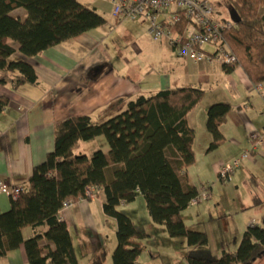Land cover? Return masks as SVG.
<instances>
[{"label": "trees", "instance_id": "obj_1", "mask_svg": "<svg viewBox=\"0 0 264 264\" xmlns=\"http://www.w3.org/2000/svg\"><path fill=\"white\" fill-rule=\"evenodd\" d=\"M221 1L240 19L223 34L236 58L234 66L223 67L224 72L240 67L253 86L264 84V0ZM19 8L27 13L24 21L10 15ZM105 25L103 17L77 0H0V71L13 77L14 88L37 85L33 67L15 57L17 51L35 57ZM183 27L181 20L175 31L180 33ZM203 96L202 89L192 86L162 90L130 100L124 111L103 123H93L89 116L57 123L53 152L33 168L24 186L27 191L10 199L9 210L0 214V258L23 244L28 264H77L59 213L66 201L85 199L86 189L93 187L103 194L104 215L117 225L112 264H137L143 252L147 235L119 210L138 196L145 199L153 223L163 225L170 238L186 241L188 264H253L264 255V225L249 226L236 252L213 258L207 236L186 227L181 218L197 197V188L185 186L182 174L194 162V131L186 117ZM5 106L6 101H0V113ZM229 111L230 106L223 103L207 109L205 126L212 138L208 152L224 143L219 128ZM98 137L104 138L106 152L76 153L80 143ZM179 153L188 154L189 161L183 163ZM25 228L32 234L23 241Z\"/></svg>", "mask_w": 264, "mask_h": 264}, {"label": "crops", "instance_id": "obj_2", "mask_svg": "<svg viewBox=\"0 0 264 264\" xmlns=\"http://www.w3.org/2000/svg\"><path fill=\"white\" fill-rule=\"evenodd\" d=\"M77 1L94 9L106 25L35 57H24L17 51L15 57L33 67L37 85L14 88L13 77L0 71V101H6L0 113V181L25 186L33 168L43 163L47 154L54 150L55 125L67 118L89 116L93 123H103L124 111L127 103L136 97H150L162 90L192 86L202 89L204 96L186 117L194 131V162L182 172L184 183L195 188L217 185V169L231 163L249 148L250 129L261 126L264 133V102L256 92V86L249 82L240 67L227 74L217 64L193 63L178 57L166 41H153L147 34L146 24L141 21L116 23L109 0ZM10 15L24 21L27 13L19 8ZM167 15L158 17L164 19ZM111 25L115 26L113 31L108 30ZM261 86L264 88V84ZM222 103L230 106L227 119L219 128L225 140L214 152H208L212 138L205 126L206 111L211 105ZM226 145L233 148L228 155L223 150ZM98 150H108L103 137L80 143L76 153L90 156ZM261 152L258 155H262ZM178 157L183 163L189 161L186 153H179ZM254 157L246 161L250 168L256 162ZM107 178L111 180L109 169ZM249 196L245 194V200L251 198V203L243 207V211L261 202L259 197ZM211 201L210 196L199 202L198 210L188 211L189 207L184 210L181 213L184 225L195 230V217L202 213V207L208 210ZM102 205L103 194L101 190H95L92 198L79 200L67 211L59 213L69 231L77 264H112L117 225L115 219L104 215ZM9 208L10 198L0 195V214ZM119 210L147 235L142 240L143 252L137 264H151L159 252L174 259L180 256L165 246L160 247V251L150 246L162 228L164 234L160 233L164 240H159L173 239L163 225L152 222L143 196L121 205ZM209 216L213 221V216ZM259 218L262 216L245 217V221L246 224L249 222L248 227L259 225ZM31 234L30 229H23V241ZM41 244L47 245L45 241ZM185 244L186 255L190 249L186 241ZM181 245L184 244L181 242ZM236 250L223 248L222 252L234 253ZM185 255L180 256L181 264H188ZM0 264H28L23 244L0 258Z\"/></svg>", "mask_w": 264, "mask_h": 264}, {"label": "built area", "instance_id": "obj_3", "mask_svg": "<svg viewBox=\"0 0 264 264\" xmlns=\"http://www.w3.org/2000/svg\"><path fill=\"white\" fill-rule=\"evenodd\" d=\"M111 15L116 23L122 21H142L147 23V34L155 41H166L176 50L178 57L193 63L206 62L217 64L221 67L234 66L236 58L231 53L223 34L235 27L229 18H222L211 0H109ZM168 14L164 19L159 15ZM184 21L183 30L175 31L176 25ZM115 29L114 25L108 27L109 31ZM207 49L209 51H207ZM256 92L262 96L264 102V88L255 87ZM264 112V109H263ZM249 149L243 152L231 163L221 165L217 169V180L225 183L230 180L234 172L242 163L251 159L264 148V136L255 129H250L248 134ZM210 186L201 185L197 188V197L190 202L195 205L206 201ZM95 188H87L85 199L94 196ZM24 186L9 185L0 181V195L17 199L25 193ZM75 203L66 201L60 212L67 211ZM253 226V225H251Z\"/></svg>", "mask_w": 264, "mask_h": 264}, {"label": "rangeland", "instance_id": "obj_4", "mask_svg": "<svg viewBox=\"0 0 264 264\" xmlns=\"http://www.w3.org/2000/svg\"><path fill=\"white\" fill-rule=\"evenodd\" d=\"M211 1H213L214 4H218L216 9L222 18H229V13L221 0ZM145 24L146 29H148L147 23ZM255 127V130L259 131L260 134L264 136L262 131L263 128L261 126ZM249 146L250 143L248 147ZM223 150L227 155L233 152V148L230 145H226ZM261 153L262 155H253V157L255 156L256 162L251 166L252 168L247 166V162L245 161L240 168L235 171L236 174L234 173L229 181L221 183L217 180V185L210 186L207 194L209 199L211 196V206L208 207V210L202 207V213L195 217V222L197 223L195 231L204 233L207 236V250L213 258L220 257L223 248L230 251H235L237 249L244 231L249 224V222L246 224L245 217H260L261 215L262 218H259L260 221L258 220V222L260 226L264 225V149ZM245 194L248 197H250L249 195L259 197L261 202L243 211L241 209L251 203V198L245 200ZM217 203L220 204L219 207ZM199 204L200 203L190 205L188 211L198 210ZM209 214L213 216V221H210ZM160 231L163 232V235L164 228L157 231L155 238L150 242V246L154 249L158 248L159 251L160 247L165 246V249L168 248L167 250H172L181 257L184 256L187 248L184 239H173L172 241L161 242L159 239H163V237ZM181 242L184 245H181ZM180 256L174 259L172 256H167L165 253L159 252V255L152 260L151 264H181ZM253 264H264V255L257 258Z\"/></svg>", "mask_w": 264, "mask_h": 264}, {"label": "water", "instance_id": "obj_5", "mask_svg": "<svg viewBox=\"0 0 264 264\" xmlns=\"http://www.w3.org/2000/svg\"><path fill=\"white\" fill-rule=\"evenodd\" d=\"M229 19L234 23V24H238L240 19L238 17V15L235 12L229 11Z\"/></svg>", "mask_w": 264, "mask_h": 264}]
</instances>
